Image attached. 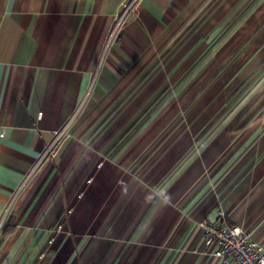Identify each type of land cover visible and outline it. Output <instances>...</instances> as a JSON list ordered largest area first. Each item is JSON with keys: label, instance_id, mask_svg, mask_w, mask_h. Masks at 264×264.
I'll return each instance as SVG.
<instances>
[{"label": "crops", "instance_id": "obj_1", "mask_svg": "<svg viewBox=\"0 0 264 264\" xmlns=\"http://www.w3.org/2000/svg\"><path fill=\"white\" fill-rule=\"evenodd\" d=\"M128 1L0 0V264H232L220 210L264 245V0H136L109 38Z\"/></svg>", "mask_w": 264, "mask_h": 264}, {"label": "built area", "instance_id": "obj_2", "mask_svg": "<svg viewBox=\"0 0 264 264\" xmlns=\"http://www.w3.org/2000/svg\"><path fill=\"white\" fill-rule=\"evenodd\" d=\"M133 2L130 0L124 5V9L117 18L109 38L122 24ZM68 123L69 121L54 133L38 156L33 168L38 166L44 159L55 156L62 138L67 133ZM198 225L201 229L203 245L212 255L228 260L232 264H264V245L253 239L241 226L229 225L225 221L224 211H218L215 221L202 219Z\"/></svg>", "mask_w": 264, "mask_h": 264}, {"label": "rangeland", "instance_id": "obj_3", "mask_svg": "<svg viewBox=\"0 0 264 264\" xmlns=\"http://www.w3.org/2000/svg\"><path fill=\"white\" fill-rule=\"evenodd\" d=\"M129 1H130V0H129ZM132 1H134V2L132 3V5H131V9H130L129 11L132 10V7H133V5H134V3H135L136 0H132ZM123 9H124V5H123V8H122V11H123ZM122 11H121V13H122ZM121 13H120V14H121ZM119 16H120V15H119ZM119 16H118V17H119ZM118 17H117V18H118ZM120 26H121V25H120ZM120 26L117 28V31H118V29L120 28ZM196 90H199V89L197 88ZM263 111H264V109H263ZM70 126H71V125H70ZM70 126H69V127H70ZM69 127H68V128H69ZM68 128H67V132H68ZM63 136H64V135H63ZM47 159H48V158H47ZM199 221H201V220H199ZM199 221H198V223H199ZM198 226H199V225H198Z\"/></svg>", "mask_w": 264, "mask_h": 264}]
</instances>
